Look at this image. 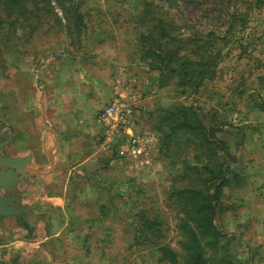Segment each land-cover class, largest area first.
I'll return each mask as SVG.
<instances>
[{
	"label": "rangeland",
	"instance_id": "374dc122",
	"mask_svg": "<svg viewBox=\"0 0 264 264\" xmlns=\"http://www.w3.org/2000/svg\"><path fill=\"white\" fill-rule=\"evenodd\" d=\"M82 1L85 28L80 35L72 34L71 45L55 33L52 15L31 39L4 34L0 142L4 131L16 133L17 138L22 136L18 128L24 126L36 132L42 120L44 85L47 102L51 99V106H56L51 111L61 117L86 116L93 137L86 139V152L80 155L86 160L82 168L70 174L58 171L51 184L42 185V180L41 188L27 190L35 195L34 201L27 198L29 205L43 202L38 198L40 191L58 194L66 207L62 206V213H54L52 202L40 203L37 207L51 213H20L0 220V241L4 242L0 264H172L165 252L178 250V233L169 193L188 181L182 172L185 160L191 163L201 153L182 144L171 145L165 153L154 127L157 112L192 96L168 75L138 64L136 51L138 32L150 23L144 2L164 16L167 4L165 0ZM246 5L244 0H197L194 4L178 0L167 10L168 17L175 14L179 28L188 17L194 18L191 26L180 28V32L186 29L181 32L185 36L194 29L204 31L196 26L202 7L222 15L226 9L240 13ZM249 15L243 31L250 42L242 36L221 41L223 56L214 79L193 94L195 106L223 125L222 138L237 174L232 187L224 191L215 218L224 234L222 252L233 264H264V7ZM216 23L213 28L221 30ZM244 46L247 52L242 53ZM58 83L65 90L53 89ZM120 87L130 129L113 133L111 142H102L94 137L98 126L90 120ZM126 134L137 139L143 155L114 154L113 143L120 141L119 148L127 147ZM139 212L162 223L152 246L138 248L133 243L132 225Z\"/></svg>",
	"mask_w": 264,
	"mask_h": 264
},
{
	"label": "trees",
	"instance_id": "16d2710c",
	"mask_svg": "<svg viewBox=\"0 0 264 264\" xmlns=\"http://www.w3.org/2000/svg\"><path fill=\"white\" fill-rule=\"evenodd\" d=\"M177 1L165 0V16L160 10L151 8L150 2H144L150 23L136 38L138 64L158 75H168L176 86L192 96L185 103L157 112L154 130L159 135L160 148L169 153L171 145L182 144L184 148L194 147L201 153L199 159L194 158L191 163L185 160L182 165L187 183L170 190L178 250H167L165 258L172 264H233L227 253L222 252L224 234L217 227L215 218L224 191L232 187L237 174L232 169L228 144L222 138L223 125L213 117L209 119L195 106L193 94L199 93L214 79L215 69L223 56L221 41L226 37L248 38L244 33L250 19L248 12L252 16L254 10L263 8L264 0H244L247 5L240 13L226 9L218 15L212 13L211 7H202L196 26L204 27V31L194 29L185 36L181 32L186 29L180 32V28L191 26L194 18L188 17L179 28L175 14L168 17L167 10ZM180 1L194 4L197 0ZM81 5L82 0H0V62L1 51L6 47L4 34L31 39L50 15L55 22L52 25L55 33H60L63 39L67 35L71 45L72 34L80 35L85 28V10ZM216 22L219 23L216 28L222 27L221 30L213 28ZM247 42H250L249 38ZM64 52L68 53V48ZM243 52H247V46L243 47ZM120 143H113L114 154H118ZM161 224L146 213H137V221L132 225L135 247L152 246Z\"/></svg>",
	"mask_w": 264,
	"mask_h": 264
},
{
	"label": "crops",
	"instance_id": "0c3cea01",
	"mask_svg": "<svg viewBox=\"0 0 264 264\" xmlns=\"http://www.w3.org/2000/svg\"><path fill=\"white\" fill-rule=\"evenodd\" d=\"M37 76H39V71ZM79 84L80 83H77L75 85ZM79 86H83V84L81 83ZM58 88L59 90H65L64 85L61 83H58V87H54L53 89ZM72 89H80V87ZM45 91H47V88H45L44 85L40 90V114L42 115V120H40L36 132H32L27 126L21 128L17 127L21 130L22 136L17 138L16 133H8L10 136L9 142L0 149L1 155L4 156L30 157L26 167L28 177L19 181L13 191V195L17 198L16 207L22 210L20 212L22 215L24 213H51L44 211L42 207H37L40 203L49 202H52L54 206V213L63 212L66 207L63 206V200H61V196L58 194H50L49 192V194L44 195L43 192L40 191L38 193V198L43 200V202L41 201L40 203L29 205L27 198L29 197L31 201H34L35 195H30L27 190L31 189L30 192L35 191V188H33L34 186L41 188L39 182L42 180H44L42 185L51 184L49 182L52 176L55 175V173L57 174L58 171H65L70 174V171L72 172V170L78 167L82 168L81 164L86 160L80 159V155L86 152V139L93 137L89 135L86 116L76 117L69 114L61 117L56 112H52L51 108L55 109L56 106H51L52 104L49 102L51 99L47 102L48 98ZM108 98L110 99L111 95H109ZM55 99H57V95H54L52 101L54 102ZM109 99L107 104L110 102ZM100 111L101 110H99L94 119L90 121L98 126V131L95 133L97 135H94V137L97 139L100 138V141L102 140L103 142L106 139V135L104 125L97 118ZM125 136L128 139L129 136L127 134ZM23 185L24 187L21 188ZM28 185L31 186L27 188ZM63 186L66 187V184H63ZM17 190L20 194H18ZM54 193H56V191ZM20 202L22 205L19 204ZM33 208L36 209L34 210ZM11 217L12 216H0V220ZM42 244H46V242H42ZM3 245L4 242L0 241V247Z\"/></svg>",
	"mask_w": 264,
	"mask_h": 264
},
{
	"label": "water",
	"instance_id": "95a60500",
	"mask_svg": "<svg viewBox=\"0 0 264 264\" xmlns=\"http://www.w3.org/2000/svg\"><path fill=\"white\" fill-rule=\"evenodd\" d=\"M67 41V35H66ZM42 61L39 62V65ZM38 73V71H37ZM5 137L0 142V149L9 142L8 132L3 133ZM29 156L11 157L0 153V216H13L22 210L16 207L17 198L11 194L18 182L28 177L27 165ZM3 169L4 171H1Z\"/></svg>",
	"mask_w": 264,
	"mask_h": 264
},
{
	"label": "built area",
	"instance_id": "2783aa9c",
	"mask_svg": "<svg viewBox=\"0 0 264 264\" xmlns=\"http://www.w3.org/2000/svg\"><path fill=\"white\" fill-rule=\"evenodd\" d=\"M125 88V87H124ZM129 88V85L126 86ZM122 87L115 90L110 102L100 111L97 118L105 127L106 143L112 141V134L121 131L128 132L130 122L128 119L129 110L124 101V95L121 93ZM121 90V91H120ZM137 139L130 135L126 148L118 149L120 156L137 157L144 154V149L137 144Z\"/></svg>",
	"mask_w": 264,
	"mask_h": 264
},
{
	"label": "flooded vegetation",
	"instance_id": "af4514ba",
	"mask_svg": "<svg viewBox=\"0 0 264 264\" xmlns=\"http://www.w3.org/2000/svg\"><path fill=\"white\" fill-rule=\"evenodd\" d=\"M1 171H4L3 169H1ZM14 192H12L11 194H13Z\"/></svg>",
	"mask_w": 264,
	"mask_h": 264
}]
</instances>
